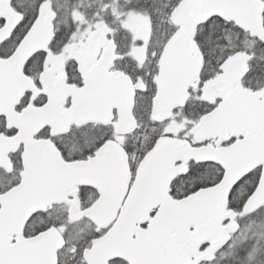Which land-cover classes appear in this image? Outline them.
<instances>
[{
  "label": "snow or ice",
  "instance_id": "6c2138e0",
  "mask_svg": "<svg viewBox=\"0 0 264 264\" xmlns=\"http://www.w3.org/2000/svg\"><path fill=\"white\" fill-rule=\"evenodd\" d=\"M0 264H264V0H0Z\"/></svg>",
  "mask_w": 264,
  "mask_h": 264
}]
</instances>
